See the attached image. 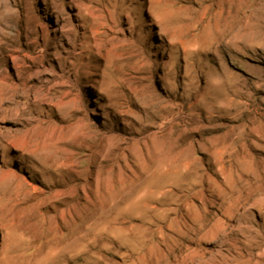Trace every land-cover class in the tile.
Returning <instances> with one entry per match:
<instances>
[{"label":"rangeland","instance_id":"374dc122","mask_svg":"<svg viewBox=\"0 0 264 264\" xmlns=\"http://www.w3.org/2000/svg\"><path fill=\"white\" fill-rule=\"evenodd\" d=\"M0 264H264V0H0Z\"/></svg>","mask_w":264,"mask_h":264}]
</instances>
